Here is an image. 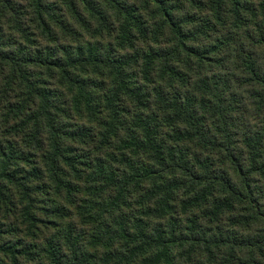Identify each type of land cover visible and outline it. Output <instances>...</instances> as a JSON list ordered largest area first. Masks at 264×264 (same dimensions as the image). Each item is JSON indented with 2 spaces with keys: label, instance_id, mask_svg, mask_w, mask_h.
<instances>
[{
  "label": "trees",
  "instance_id": "trees-1",
  "mask_svg": "<svg viewBox=\"0 0 264 264\" xmlns=\"http://www.w3.org/2000/svg\"><path fill=\"white\" fill-rule=\"evenodd\" d=\"M0 264H264V0H0Z\"/></svg>",
  "mask_w": 264,
  "mask_h": 264
}]
</instances>
